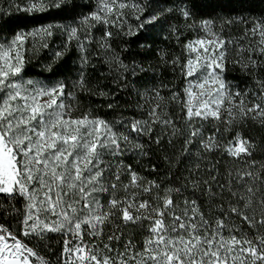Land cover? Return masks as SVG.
<instances>
[{"label": "snow or ice", "instance_id": "1", "mask_svg": "<svg viewBox=\"0 0 264 264\" xmlns=\"http://www.w3.org/2000/svg\"><path fill=\"white\" fill-rule=\"evenodd\" d=\"M233 13L0 0V264H264V10Z\"/></svg>", "mask_w": 264, "mask_h": 264}, {"label": "trees", "instance_id": "2", "mask_svg": "<svg viewBox=\"0 0 264 264\" xmlns=\"http://www.w3.org/2000/svg\"><path fill=\"white\" fill-rule=\"evenodd\" d=\"M79 2H84V0H79ZM205 3L208 2V0H204ZM233 3L237 7V13H233V15L236 14H243V15H259L262 10H264V0H244L243 3V11L240 10L239 4H236V0H233ZM165 44L167 42H164ZM162 47L164 44L161 45ZM151 59V55L149 56ZM44 63V60L41 59L39 63H35L33 66H30L32 70L35 71H40L41 70V65ZM238 75V73H237ZM248 134L256 137L259 139L261 135H264V129H260L259 126H256L255 128L249 129Z\"/></svg>", "mask_w": 264, "mask_h": 264}]
</instances>
